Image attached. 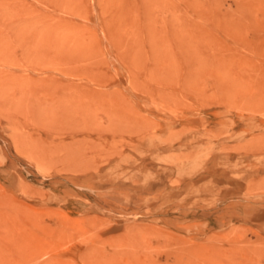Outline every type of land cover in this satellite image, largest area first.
Segmentation results:
<instances>
[{"label": "rangeland", "instance_id": "374dc122", "mask_svg": "<svg viewBox=\"0 0 264 264\" xmlns=\"http://www.w3.org/2000/svg\"><path fill=\"white\" fill-rule=\"evenodd\" d=\"M0 264H264V0H0Z\"/></svg>", "mask_w": 264, "mask_h": 264}]
</instances>
